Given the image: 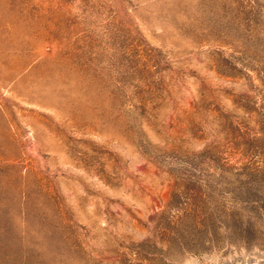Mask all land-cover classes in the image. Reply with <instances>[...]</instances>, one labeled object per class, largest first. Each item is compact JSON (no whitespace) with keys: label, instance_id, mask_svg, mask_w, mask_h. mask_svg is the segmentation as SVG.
<instances>
[{"label":"rangeland","instance_id":"374dc122","mask_svg":"<svg viewBox=\"0 0 264 264\" xmlns=\"http://www.w3.org/2000/svg\"><path fill=\"white\" fill-rule=\"evenodd\" d=\"M0 264H264V0H0Z\"/></svg>","mask_w":264,"mask_h":264}]
</instances>
